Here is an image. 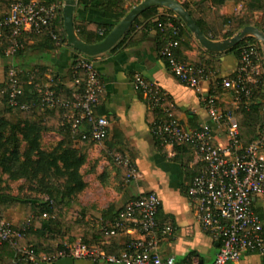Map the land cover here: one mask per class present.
<instances>
[{
    "label": "built area",
    "instance_id": "built-area-1",
    "mask_svg": "<svg viewBox=\"0 0 264 264\" xmlns=\"http://www.w3.org/2000/svg\"><path fill=\"white\" fill-rule=\"evenodd\" d=\"M63 2L47 0H13L8 11L0 16V39L5 31L8 46L4 50L12 57L23 46L26 34L45 33L54 44H68L54 26L55 15L62 9ZM168 17L165 24L158 26L179 33V26ZM178 40L167 39L160 54L167 61L171 73L182 84L199 92L203 109L209 120L195 127L180 123L173 112V105L166 101V93L154 82L139 73L132 77L137 91L144 96L149 110L159 112L151 123V131L163 144L187 145L191 148L196 173L187 187V195L192 203L193 215L201 229L218 242V251L211 263L191 264H238L246 252L264 254V98L260 100L262 123L256 136L249 142H242L235 110L242 102H249L254 89L262 87L264 81V61L262 45H247L241 49L235 76L223 78L221 86L233 92L231 107L223 108L216 95L201 91L200 83L208 73L198 63L178 58L174 48ZM73 65V84L79 81L78 70H83L85 80L81 89L72 92L71 98L62 101L48 84L38 88L40 104L44 107L60 104L64 108L61 125H68L74 139L100 142L107 138L110 121L105 114L95 113L103 92V81L93 57L77 50ZM8 104L27 109L22 102L23 88L18 72L12 61L7 67ZM223 137L218 138L217 133ZM113 161L125 170L126 180L139 177L131 157L116 152ZM159 198L154 191H148L129 199L117 214L101 229L105 234L115 235L133 226L137 237L129 239L117 254H108L97 244H87L80 239L64 241L62 248L52 254L35 253L24 246L19 252L26 255L33 264H51L58 257L84 258L92 264H186L178 263L171 256H162L160 238L173 231L169 222H159L157 210ZM43 217H48L44 212ZM27 222L15 226L0 218V243L15 246L28 228ZM264 264V263H258Z\"/></svg>",
    "mask_w": 264,
    "mask_h": 264
},
{
    "label": "crops",
    "instance_id": "crops-1",
    "mask_svg": "<svg viewBox=\"0 0 264 264\" xmlns=\"http://www.w3.org/2000/svg\"><path fill=\"white\" fill-rule=\"evenodd\" d=\"M178 1L192 5L199 0ZM158 10L166 13L165 7H158ZM220 13L225 17L238 16L242 18L244 25H264L262 10L249 9L244 0H225ZM74 15L80 19L94 17L92 10L82 8L75 9ZM141 28L142 24L137 26L138 30ZM226 30L227 26L222 33ZM218 39L222 37L219 36ZM23 43L26 48L32 46L41 50L40 54L26 64L17 58L11 60L0 55V82L4 81L6 64L11 61L15 65H23L32 78L46 79L45 84L51 83L54 77L59 81L70 70L73 50L68 44L52 43L48 48L41 38L31 36L24 39ZM2 44L1 38L0 48ZM159 45L156 31L151 28L133 45L93 56L103 81V92L96 109L108 117L110 128L107 138L100 142L73 139V144L85 156L83 168L88 166V171L82 172L85 187L74 203L76 211L73 218H83L87 227L100 230L129 199L154 191L159 198L157 219L173 225L172 233L160 238L162 256H171L178 263H211L218 251V242L205 233L195 220L192 203L187 195L194 168H197L192 150L187 145L163 144L158 141L150 128L157 114L148 109L143 94L132 83V77L136 73L156 83L166 93L167 102L172 103L173 112L180 123L186 127H195L200 122L209 120L201 105L199 92L179 82L171 73L159 55ZM189 45L187 53L190 56L203 55L205 48L193 34ZM215 59L218 66L210 69L207 77L201 81L202 92L213 88L217 78H226L233 73L239 64L238 56L229 50L218 53ZM64 84L73 87L71 80ZM216 96L222 106L230 104L233 98L232 91L224 88ZM46 132L54 134L57 139L62 138L60 132ZM216 136L223 137L220 132ZM116 152L126 153L131 157L139 177L126 180L124 169L116 165L113 156H110ZM120 179L121 184L118 182ZM17 221L12 216V223ZM138 235L139 232L129 226L115 236L92 243L108 254H117L129 239ZM261 258L259 253L246 252L238 264H258L261 263ZM51 264L92 263L84 258L62 256Z\"/></svg>",
    "mask_w": 264,
    "mask_h": 264
},
{
    "label": "trees",
    "instance_id": "trees-1",
    "mask_svg": "<svg viewBox=\"0 0 264 264\" xmlns=\"http://www.w3.org/2000/svg\"><path fill=\"white\" fill-rule=\"evenodd\" d=\"M13 0H0V16L5 14ZM63 2V0H47ZM141 0H76L77 8L83 10H92L94 17L92 19H80L74 15V26L78 36L87 43L101 41L112 28L125 16V14ZM225 0H199L192 5L188 2L181 4L189 11L201 31L210 39L217 40L219 36L226 38L237 33L241 27H244L242 18L238 16L225 17L220 13L221 6ZM246 6L251 10H262L264 13V0H244ZM76 8V9H77ZM166 13H160L157 6L144 10L131 24L120 39L108 50L113 52L119 48H124L137 43L142 39L145 33L153 28L159 39L158 52L167 39H177L178 46L174 48L175 55L183 60L201 64L207 73L210 69L218 66L215 59L218 53L203 50V55L190 56L187 50L190 47L192 33L186 27L184 22L172 10L165 8ZM173 16L172 20L179 26V33L172 34L166 26L161 29L158 22L165 24L168 17ZM154 17V20L151 18ZM142 24L141 29L137 26ZM54 26L61 34L63 41H66V35L63 28L62 9L55 15ZM227 30L222 33L224 27ZM258 27V26H257ZM264 32V25L258 27ZM7 31L2 36L0 55L5 56L4 50L8 46ZM39 37L49 48L53 40L45 33L26 34L22 41L27 37ZM42 43V45H44ZM256 45L260 48L259 41L251 36L245 37L229 51L234 52L240 58L241 49L247 45ZM72 53L71 68L65 76L59 81L54 77L49 83L50 87L59 95L62 101L69 100L72 92L81 89L85 80L83 70H78L79 81L73 84V87H67L64 82L74 79L73 65L75 64V49ZM41 51V50H40ZM36 47L26 48L23 46L16 50L10 58H17L25 64L32 58L40 54ZM93 57V56H91ZM5 70V79L0 82V172L7 174L11 179L23 177L26 180L34 181L37 189L47 194L48 198L44 201H29L25 208V219L13 223L19 226L22 222L28 223L24 236L21 237L15 246L8 242L0 243V264H33L26 255L19 252L24 246L32 248L35 253L56 252L62 248L64 241L80 239L81 241L92 244L108 235L102 229L87 227L83 218H70L65 212L69 200L73 195L80 193L85 187V181L81 172V167L85 162V156L73 144V135L68 125H61L62 113L64 108L60 104L51 107H44L40 104V95L38 88L46 83V79L31 77L23 65H15L20 78L23 95L20 97L22 102L28 104L27 109H20L8 104L7 100V67ZM235 76V71L228 75ZM224 77L216 79L215 85L209 90L210 93L217 95L222 90V80ZM264 81V76L260 77ZM233 94V92H232ZM264 98L262 87L254 89L249 102H242L235 110L239 124L240 139L246 143L256 136L257 130L262 123L260 113V100ZM166 101L167 97H166ZM231 104L223 106L225 110L229 109ZM158 114V110L152 112ZM95 113L103 114L96 109ZM46 131L60 132L62 138L51 149L42 147L41 138ZM159 142L161 139L157 138ZM115 163V162H114ZM116 164V163H115ZM117 165V164H116ZM119 166V165H118ZM122 168V167H121ZM197 168H194V175ZM124 175L125 171L123 170ZM25 200L18 197L9 196L0 193V218L5 215L8 209H14L20 202ZM27 202V201H26ZM261 216L264 213L257 209ZM48 213V217H43V213ZM162 222V221H161ZM261 263H264V254H261Z\"/></svg>",
    "mask_w": 264,
    "mask_h": 264
},
{
    "label": "water",
    "instance_id": "water-1",
    "mask_svg": "<svg viewBox=\"0 0 264 264\" xmlns=\"http://www.w3.org/2000/svg\"><path fill=\"white\" fill-rule=\"evenodd\" d=\"M76 6V0H63L62 18L66 40L71 48L89 56L107 52L144 10L157 6L168 8L178 15L198 42L209 52L220 53L230 50L245 37L253 36L262 45L264 61V32L258 27L245 25L232 36L217 40L210 39L201 31L189 11L178 0H141L132 6L101 41L94 43L83 41L76 32L73 20Z\"/></svg>",
    "mask_w": 264,
    "mask_h": 264
},
{
    "label": "rangeland",
    "instance_id": "rangeland-1",
    "mask_svg": "<svg viewBox=\"0 0 264 264\" xmlns=\"http://www.w3.org/2000/svg\"><path fill=\"white\" fill-rule=\"evenodd\" d=\"M47 133L48 132L43 133L41 138V144L43 148L51 149L58 143L60 139H57V137L54 134H47ZM110 156H113V154H110ZM83 165L81 167V172L83 171L87 172L88 166L83 168ZM121 181H122L121 179L120 181H118L119 184H121ZM0 193L8 194L11 197L14 196L25 200L23 202H20L16 208L8 209L6 211L7 215H2L4 219L8 220L11 223H12V216L20 221L25 219V208H26V204L29 201H34V200L44 201L47 200L48 198L47 194L42 193L37 189V186L34 181L26 180L23 177L18 179H11L7 176V174L1 172H0ZM78 194L76 196L73 195V197L69 200L67 206L65 207V212L67 216L70 218H73L75 214L76 210L74 203L78 200ZM52 253H54V251L48 254H52Z\"/></svg>",
    "mask_w": 264,
    "mask_h": 264
}]
</instances>
